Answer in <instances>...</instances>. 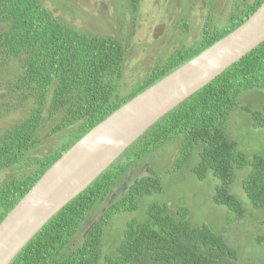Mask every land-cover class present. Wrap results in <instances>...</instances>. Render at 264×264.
Returning a JSON list of instances; mask_svg holds the SVG:
<instances>
[{
    "label": "trees",
    "instance_id": "trees-1",
    "mask_svg": "<svg viewBox=\"0 0 264 264\" xmlns=\"http://www.w3.org/2000/svg\"><path fill=\"white\" fill-rule=\"evenodd\" d=\"M263 1L235 0L220 27L207 24L203 28L197 47L176 49L128 93L119 94L126 57L120 40L79 32L56 19L39 0H0V119L26 107L23 118L0 133V176L23 161L31 165L20 178L0 177V223L82 136L231 33ZM126 2L134 19L140 0ZM177 26L186 34L189 31L181 20ZM213 28L217 30L211 32ZM254 89L264 92V42L147 129L56 213L10 264H264L262 258L246 259L231 242L229 229L192 224L188 207L150 204L141 209L140 200L163 193L153 167L136 179L133 174L128 177L136 165L176 144L168 174L187 167L198 182L211 176L217 181L211 203L226 209L227 222L244 221L249 205L264 227V158L244 156L225 131L229 114L240 107L241 92ZM245 111L253 128H264V100L260 111ZM50 139L54 145L49 152L31 156ZM237 174H243L239 188L248 203L242 204L231 193ZM127 177L126 190L99 217ZM95 209L98 213L89 222ZM136 212L139 217L125 221L119 241L110 245L113 252L105 254V230L112 219ZM262 241L264 237L257 239L258 244Z\"/></svg>",
    "mask_w": 264,
    "mask_h": 264
},
{
    "label": "rangeland",
    "instance_id": "rangeland-1",
    "mask_svg": "<svg viewBox=\"0 0 264 264\" xmlns=\"http://www.w3.org/2000/svg\"><path fill=\"white\" fill-rule=\"evenodd\" d=\"M52 13V15L69 25L73 29L88 34L105 37H112L120 40L125 48V63L123 67V79L120 82L119 94L128 93L131 88L151 71L155 64L163 62L176 49L185 50V47H197L201 40V32L207 12L200 13L199 0H182V5L190 2L192 10L189 13V33L176 28L178 18L176 10L179 0L168 3L167 0H141L138 6L136 17L132 19L129 13L126 0H39ZM208 1V0H206ZM233 0H217L215 21L210 22L211 27L221 26L227 20ZM169 5V6H168ZM181 5V6H182ZM179 15L185 16L187 9L179 7ZM163 23V24H160ZM166 26H165V25ZM159 25L164 26L163 34L156 40L152 39V31ZM175 27V28H174ZM217 30L216 28L210 31ZM264 92L254 89L241 92L239 95V106L231 111L228 121L225 124V131L230 140L236 144V149L248 158L258 154L264 158V128H253L251 126V116L248 111H260ZM25 108L0 119V133L13 124L20 121ZM57 139L54 138V141ZM53 139L44 141L34 152V157L41 156L52 149ZM177 145L173 144L163 150L151 155L145 162L136 165L133 171L128 173V177L137 175L140 170L145 174L148 167H153L160 177L163 187L162 194H153L138 202L141 209H145L150 204H168L173 207L185 206L190 210L189 220L194 225H206L212 229H229L228 235L231 242L238 251H242L244 257L249 259L262 258L264 261V242L257 243V239L264 237V227L260 225L259 214L247 207L246 219L236 223L229 221L230 215L223 207H216L211 203V195L217 181L209 176L204 182H198L189 173L187 167L176 173L168 174L166 170L171 168L172 161L176 157ZM194 164L196 158L191 160ZM26 161L21 162L17 168H10L1 174L3 179H15L24 175L29 169ZM141 174V175H142ZM140 175V176H141ZM19 177V178H20ZM127 178H124L126 184ZM243 174L236 175L231 193L243 204L247 202L244 194L240 190V182ZM248 203V202H247ZM144 211V210H143ZM142 212V211H140ZM98 213L95 209L89 218L91 222ZM139 217V212L119 215L112 219L105 230L104 253L111 254L113 248L110 245L116 244L121 235V230L125 221L131 217ZM96 220V219H95ZM94 220V221H95ZM243 248V249H240ZM253 249H256L253 250ZM253 261L249 264H257Z\"/></svg>",
    "mask_w": 264,
    "mask_h": 264
},
{
    "label": "water",
    "instance_id": "water-1",
    "mask_svg": "<svg viewBox=\"0 0 264 264\" xmlns=\"http://www.w3.org/2000/svg\"><path fill=\"white\" fill-rule=\"evenodd\" d=\"M163 28L157 26L152 31V39L160 37ZM262 42L264 1L231 33L129 100L82 136L1 221L0 264H10L56 213L91 185L147 129ZM129 182L130 178L115 189L99 217L126 190Z\"/></svg>",
    "mask_w": 264,
    "mask_h": 264
},
{
    "label": "flooded vegetation",
    "instance_id": "flooded-vegetation-1",
    "mask_svg": "<svg viewBox=\"0 0 264 264\" xmlns=\"http://www.w3.org/2000/svg\"><path fill=\"white\" fill-rule=\"evenodd\" d=\"M167 1H168V3H173L174 4V7H175L174 0H167ZM199 2L201 4V7L198 8L199 11H200V13H202L204 11L207 12V16H205L204 23H203V28H204L207 24H209L210 22L215 21V19H216V18H214V16H215L214 14L216 12L217 0H208V1H206V0H199ZM234 2H235V0L232 1L230 11L233 9V6L232 5L234 4ZM182 3H183V1L182 0H179L178 1V6L174 9V11L176 10V12H177V16L176 17L178 18V20L180 19L181 22L186 23L187 26L189 27V24H188V22H189L188 21L189 20V13L191 12V10L193 8L192 7V4L194 2H190L189 4L186 3L184 5H182ZM179 7H181V8L184 7V9H187V13H186L185 16H182V17L180 16L179 17V15L182 14V13L178 12ZM160 24H163V23H160ZM176 25H177V23H176ZM176 28H178V26ZM188 33H189V31L187 32V35H188Z\"/></svg>",
    "mask_w": 264,
    "mask_h": 264
},
{
    "label": "clouds",
    "instance_id": "clouds-1",
    "mask_svg": "<svg viewBox=\"0 0 264 264\" xmlns=\"http://www.w3.org/2000/svg\"><path fill=\"white\" fill-rule=\"evenodd\" d=\"M164 28H165V27H164ZM164 28H163V29H164ZM163 32H164V31H163ZM163 32H162V34H163Z\"/></svg>",
    "mask_w": 264,
    "mask_h": 264
}]
</instances>
